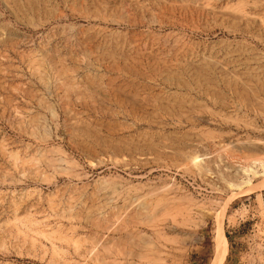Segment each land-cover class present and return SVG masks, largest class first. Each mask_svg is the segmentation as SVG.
Returning <instances> with one entry per match:
<instances>
[{"label":"rangeland","instance_id":"374dc122","mask_svg":"<svg viewBox=\"0 0 264 264\" xmlns=\"http://www.w3.org/2000/svg\"><path fill=\"white\" fill-rule=\"evenodd\" d=\"M263 164L264 0H0V264H264Z\"/></svg>","mask_w":264,"mask_h":264},{"label":"bare ground","instance_id":"6f19581e","mask_svg":"<svg viewBox=\"0 0 264 264\" xmlns=\"http://www.w3.org/2000/svg\"><path fill=\"white\" fill-rule=\"evenodd\" d=\"M241 12L243 13V11H241ZM245 14H247V13H245ZM263 168H264V164H263ZM223 213H224V211H223ZM221 215H222V213H221ZM217 226L218 227L216 230L217 231L216 254H215V258L213 259V262L211 264H223L225 259H226L227 252H228V240H227V237L225 236L223 228H222V219L221 218L218 220Z\"/></svg>","mask_w":264,"mask_h":264}]
</instances>
